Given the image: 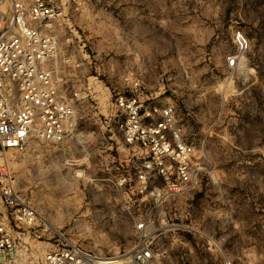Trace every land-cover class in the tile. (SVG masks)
Instances as JSON below:
<instances>
[{
  "label": "rangeland",
  "instance_id": "obj_1",
  "mask_svg": "<svg viewBox=\"0 0 264 264\" xmlns=\"http://www.w3.org/2000/svg\"><path fill=\"white\" fill-rule=\"evenodd\" d=\"M51 29L76 131L0 156V191L35 212L32 228L15 229L10 264H42L62 237L128 252L140 218L161 264H264V0H70ZM131 94L142 108L175 107L194 147V176L178 190L139 192L116 107Z\"/></svg>",
  "mask_w": 264,
  "mask_h": 264
},
{
  "label": "built area",
  "instance_id": "obj_2",
  "mask_svg": "<svg viewBox=\"0 0 264 264\" xmlns=\"http://www.w3.org/2000/svg\"><path fill=\"white\" fill-rule=\"evenodd\" d=\"M69 1L0 0V156L34 139L61 142L76 131L75 104L60 89L51 65L58 49L51 23ZM226 65L235 68L237 57H228ZM116 107L122 116V146L137 160L133 179L139 192L155 198L188 184L194 176V147L182 135L174 105L142 108L131 94L119 96ZM4 173L0 170V177ZM155 179L161 185H152ZM128 180L122 177L120 184ZM0 205V264H10L20 244L15 229L32 228L35 212L11 186L0 191ZM138 221L137 242L128 252L106 256L86 251L60 234L43 254L42 264H161L150 242L148 220Z\"/></svg>",
  "mask_w": 264,
  "mask_h": 264
},
{
  "label": "bare ground",
  "instance_id": "obj_3",
  "mask_svg": "<svg viewBox=\"0 0 264 264\" xmlns=\"http://www.w3.org/2000/svg\"><path fill=\"white\" fill-rule=\"evenodd\" d=\"M246 43V42H245ZM4 156V155H3Z\"/></svg>",
  "mask_w": 264,
  "mask_h": 264
}]
</instances>
